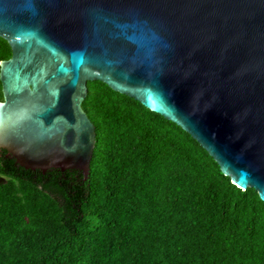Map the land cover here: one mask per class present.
I'll use <instances>...</instances> for the list:
<instances>
[{
	"label": "water",
	"instance_id": "obj_1",
	"mask_svg": "<svg viewBox=\"0 0 264 264\" xmlns=\"http://www.w3.org/2000/svg\"><path fill=\"white\" fill-rule=\"evenodd\" d=\"M0 149L89 175L98 81L175 124L264 203V0H0Z\"/></svg>",
	"mask_w": 264,
	"mask_h": 264
},
{
	"label": "trees",
	"instance_id": "obj_2",
	"mask_svg": "<svg viewBox=\"0 0 264 264\" xmlns=\"http://www.w3.org/2000/svg\"><path fill=\"white\" fill-rule=\"evenodd\" d=\"M10 51L0 39V61ZM88 178L0 153V264H264V203L175 124L86 82ZM1 96V95H0Z\"/></svg>",
	"mask_w": 264,
	"mask_h": 264
},
{
	"label": "flooded vegetation",
	"instance_id": "obj_3",
	"mask_svg": "<svg viewBox=\"0 0 264 264\" xmlns=\"http://www.w3.org/2000/svg\"><path fill=\"white\" fill-rule=\"evenodd\" d=\"M10 56V55H9ZM9 58V57H8ZM6 58V59H8ZM4 59V60H6ZM1 95V94H0ZM0 102H4L3 98L0 96ZM0 153L4 154V157L7 158V160H13L12 158H10L8 155H6V151L4 149H0Z\"/></svg>",
	"mask_w": 264,
	"mask_h": 264
}]
</instances>
